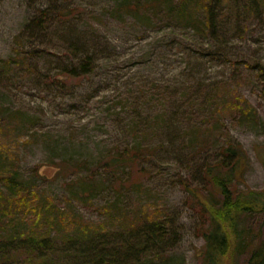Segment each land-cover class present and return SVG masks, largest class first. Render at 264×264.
I'll return each mask as SVG.
<instances>
[{
	"label": "rangeland",
	"instance_id": "1",
	"mask_svg": "<svg viewBox=\"0 0 264 264\" xmlns=\"http://www.w3.org/2000/svg\"><path fill=\"white\" fill-rule=\"evenodd\" d=\"M123 2L0 0V159L37 194L0 215V237L50 233L65 249L102 230L117 243L149 219L169 242L125 264H202L205 214L186 185L231 140L247 158L238 189L264 192V12L237 17L227 0L219 34L204 36ZM87 54L93 71L63 73ZM137 145L150 151L112 165ZM247 224L263 236L264 214Z\"/></svg>",
	"mask_w": 264,
	"mask_h": 264
},
{
	"label": "trees",
	"instance_id": "2",
	"mask_svg": "<svg viewBox=\"0 0 264 264\" xmlns=\"http://www.w3.org/2000/svg\"><path fill=\"white\" fill-rule=\"evenodd\" d=\"M226 1L124 0L120 9L133 14L150 12L152 17L164 14L184 22L199 35L217 36L218 28L224 20V8L220 6L224 7ZM231 2L237 17H246L248 14L256 16L264 12V0ZM35 22L41 24L42 19ZM21 40V35H18L16 42L20 46ZM93 61V57L87 54L77 65L65 66L63 73L69 77L90 73L93 71ZM236 101L240 102V99ZM240 109L244 112L242 106ZM235 143L229 140L220 148V158L205 164L203 184L200 187L186 185V190L201 205L205 214L202 264H237L238 257L243 253L247 255V264H264V233L263 236L262 233L252 234L247 224L249 216L264 214V192L253 191L249 187L238 189V184L244 182L247 158L241 146ZM114 151L115 156L112 158H118L112 163L115 167L121 165L122 159L139 158L150 149L137 145L122 151L116 148ZM6 163L0 159L1 166L5 165L0 176L5 187H9L8 192L0 191V215L3 217L13 210L14 201L35 194L17 181L14 169L10 164L6 167ZM167 232L161 222L145 219L130 227L129 235L118 239L117 243L107 240V234H104V239H99L103 231L97 230L91 231L88 237L68 238L69 246L65 249L57 246L50 233L36 235L32 232L18 238L0 237V264H12L11 258L13 260L15 254H21L22 262L19 264H125L127 258H138L156 248H161L157 254H162L169 242Z\"/></svg>",
	"mask_w": 264,
	"mask_h": 264
}]
</instances>
